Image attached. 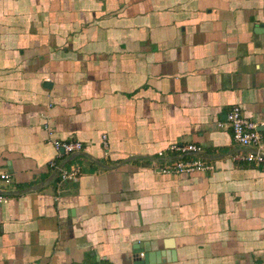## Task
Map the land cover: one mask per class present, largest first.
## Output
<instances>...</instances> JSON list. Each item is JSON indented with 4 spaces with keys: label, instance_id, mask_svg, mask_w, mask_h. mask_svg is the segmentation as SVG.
Here are the masks:
<instances>
[{
    "label": "crops",
    "instance_id": "1",
    "mask_svg": "<svg viewBox=\"0 0 264 264\" xmlns=\"http://www.w3.org/2000/svg\"><path fill=\"white\" fill-rule=\"evenodd\" d=\"M233 104L264 152V0H0V264H264ZM172 142L213 168L159 173Z\"/></svg>",
    "mask_w": 264,
    "mask_h": 264
},
{
    "label": "built area",
    "instance_id": "2",
    "mask_svg": "<svg viewBox=\"0 0 264 264\" xmlns=\"http://www.w3.org/2000/svg\"><path fill=\"white\" fill-rule=\"evenodd\" d=\"M226 124L230 127L232 139L236 143L250 148L245 153L233 155L232 159L264 169L263 142L257 123L245 117L238 104H233L226 114ZM221 125L219 123V126ZM42 127L48 133L50 132L47 121L42 123ZM102 139H105V135H102ZM50 143L58 154H70L82 150V143L80 141H67L54 138L50 140ZM103 143L105 142L103 141ZM165 152H168L172 159L159 167L158 172L161 174L179 175L195 171L206 172L213 168L211 163L204 161L199 156H193L201 153V147L193 143L172 142L167 145L165 150L157 151V155L162 156ZM48 164L51 168L58 171L60 181L75 182L81 173L80 167L75 164L59 166L53 160L49 161ZM8 178L9 175L7 173L0 171V181L8 182ZM6 201L7 197L0 194V203Z\"/></svg>",
    "mask_w": 264,
    "mask_h": 264
},
{
    "label": "water",
    "instance_id": "3",
    "mask_svg": "<svg viewBox=\"0 0 264 264\" xmlns=\"http://www.w3.org/2000/svg\"><path fill=\"white\" fill-rule=\"evenodd\" d=\"M0 194H2V193L0 192ZM139 261H141V264H143L145 262L144 257L142 259H139Z\"/></svg>",
    "mask_w": 264,
    "mask_h": 264
}]
</instances>
